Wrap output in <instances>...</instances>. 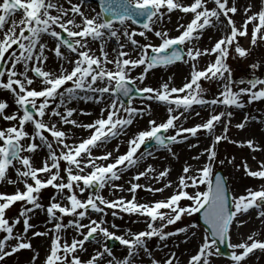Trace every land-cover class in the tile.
Masks as SVG:
<instances>
[{
	"label": "snow or ice",
	"instance_id": "snow-or-ice-1",
	"mask_svg": "<svg viewBox=\"0 0 264 264\" xmlns=\"http://www.w3.org/2000/svg\"><path fill=\"white\" fill-rule=\"evenodd\" d=\"M67 3L70 5L68 8L59 3V0H0V89L11 94L16 106L14 111L8 112L6 111L9 108L8 102L0 99V119L14 122L10 123V126L0 128V182L22 184L24 188L21 191L17 187L13 194L0 193V232L5 234L0 238V261L20 250L31 249L33 255L30 264H35L39 253L32 248L31 238L47 237L51 232L53 235L50 251L43 264H101L105 254L111 257L107 264H136V258L141 251L148 255L151 264H160L151 258L147 241L153 237L165 241L168 237L180 233H184L187 239L189 229L197 227L195 224L177 228L175 231L165 232L164 229L180 220L182 215L192 216L202 212L207 228L204 230L198 251L191 255L187 264H210V257L220 255L218 242L223 244L230 241L234 221L236 228L246 223L238 220V215L248 213L249 209L254 208L257 219L264 217V186L259 190L247 188L245 194L230 197L227 178L219 174L213 177L212 170L217 156L215 147L222 140H228L238 147L246 146L252 152L261 151L259 144L254 140L232 141L229 140L227 133L234 115L229 109H244L246 104L264 100V79L247 81L241 79L236 82L226 60L230 47H233L234 53L240 58L247 56L248 51L241 46L238 37L248 35L249 24L252 25L251 45L255 46L258 39L264 41V0H260L259 11L250 15L248 13L253 7L251 2L243 7L245 19L239 27L233 18L238 12L236 0H231V4L229 0H191L188 4L182 3L181 0H100L101 10L95 15H87L82 10L87 7L86 0H78L76 3L67 0ZM208 3H212L213 7L209 8ZM174 11L190 13L192 18L187 25L178 22L175 30L179 35L173 37L163 25L165 17L170 22L169 14ZM137 17L143 18L139 25L141 30L130 31L127 22L136 24ZM114 22H118L120 28L115 27ZM206 29L220 31L223 35L211 48L201 49L197 44ZM147 33L158 38L159 43H151ZM45 35L55 41L54 47L49 50L59 62L58 70L44 69V63L48 60V56L45 55L48 45L42 39ZM137 36L142 37L145 43H140L135 38ZM121 37L124 38L123 43ZM110 40H114L117 45L113 49L116 55L111 59L106 51V45ZM94 42H99V55L89 47ZM186 44L188 47L185 51L183 46ZM13 46L19 49L18 53ZM126 46H130L129 51L124 50ZM62 48L66 52H62ZM67 53L75 55L72 57ZM212 54H215L214 62L203 70H197L195 63L197 59ZM189 61H192L190 79L186 78V82L179 88H170L167 82L159 89L137 85V81L143 84L146 74L152 69H166L177 62ZM65 64H70L71 68H66ZM107 65L115 67L110 69ZM140 66H143L140 74L132 77L130 73ZM249 67L255 70L259 64L253 63ZM168 79L170 81L172 77L169 76ZM202 79L217 82L219 92L215 98L205 99L207 90L200 83ZM34 81H39V88L32 87ZM69 82L70 86H66ZM235 83L246 86L234 90ZM133 93L145 100H155L167 105V118L162 122L148 119V127L145 130L133 133L124 141L127 145L126 152L113 156V152L119 153L117 144L113 151L93 156L94 148H103L112 139L127 135V128L133 124L136 117H143L146 113L151 115L152 109L148 105L143 108L132 106ZM245 96L246 102L243 99ZM121 97H126L127 103ZM72 100L102 104L99 117L86 124L72 119L73 114L78 112V109L68 107ZM193 105H207L213 109L212 114L203 123L192 127L185 128L182 123H176L181 117L185 120L188 118L185 113H191ZM221 106L223 110L215 112V108ZM121 112L124 115H121ZM80 114L91 115L82 111ZM195 114L200 115L199 112ZM46 115L49 120L57 117L58 121L48 123L44 119ZM250 121L264 124V117L257 118L245 113L242 121L235 127L243 130ZM57 123L70 124L90 132L87 138L78 144H69L65 142L69 138V133L58 128ZM26 124L32 126L31 133L25 130ZM218 124L223 125V130L221 134L216 135L215 129ZM170 129L174 134H168ZM201 131L213 135L214 139L208 148L192 159L198 161L200 156L206 153L208 162L196 170L185 164L183 174L178 179L177 191L170 197L152 203L137 201V189L143 188L154 195L172 186L170 181H166L162 188L146 187L132 182L138 181L141 177L159 182L161 178L167 177L170 171L168 168L154 176L151 175L156 173L151 164L128 181L130 186L127 191L132 193L130 200L123 197L108 200L101 195L100 190L105 187L118 191L125 190L122 185L114 183L121 179V173L153 155L152 151L141 152L142 146L154 143L156 150L164 149L175 158L172 145L184 143L189 136L196 137ZM45 133L50 134L51 140ZM197 146L189 145L190 148ZM41 148L47 149V158L42 161L41 167H36L33 163V154ZM252 158L255 160V156ZM234 159V157L229 159L228 163L231 164ZM60 161L66 162L67 166L63 171L66 173L67 182L60 174ZM96 161L108 163L97 164ZM220 164H224V160H220ZM242 164L246 175L264 179V161L260 162L259 170L256 171L250 170L246 161H242ZM239 167L237 165V169ZM10 168L15 172V179L8 176ZM86 168L90 171L85 174ZM41 173H46L47 178H39ZM29 180L32 182L29 183ZM199 185H206V190L193 193L185 190L198 188ZM48 186L56 191L48 198L49 203L45 206L39 202L40 193ZM77 190L80 194L86 190L95 191H89L88 196L82 200L78 198ZM181 199L191 201V205L181 206L179 204ZM17 201L23 202L18 214L7 217L6 210ZM105 208L119 209L123 213L146 217V229L137 232L126 229L123 235H116L109 231L108 227L103 226L107 223L104 219ZM37 209L46 214V223L54 226L46 228L43 232L32 231L29 237V230L38 227L37 224L30 223L32 219L30 214H34ZM161 209L168 211H160ZM89 210L101 213L100 219L88 217L89 222L82 223ZM117 215V211L112 212L113 217ZM65 216L72 219L64 223ZM157 220L161 222L159 226H156ZM17 224H22V230L14 234ZM111 227L115 229L117 225L112 224ZM69 228L82 238L73 237L70 243L67 240L61 243V233ZM191 235L195 236L196 233L193 231ZM256 235L257 233L253 232L247 237V241L228 243V247L233 249L229 257L233 264H242L254 250L264 252V241L254 239ZM105 239L115 240L126 246L127 255L117 259L104 243ZM8 241L15 243L7 244ZM86 242L95 243L98 249L89 259L82 260L79 253L87 251L84 247ZM6 247L10 250H6ZM237 249L241 251L237 252ZM174 260L175 253H172L163 264H174Z\"/></svg>",
	"mask_w": 264,
	"mask_h": 264
},
{
	"label": "rangeland",
	"instance_id": "rangeland-1",
	"mask_svg": "<svg viewBox=\"0 0 264 264\" xmlns=\"http://www.w3.org/2000/svg\"><path fill=\"white\" fill-rule=\"evenodd\" d=\"M73 2L76 3V2H78V0H74ZM59 3L63 4L65 7V1L64 0H59ZM84 9H86V11L88 12V13H86L87 15H95V13L97 12V11H92V9H94V8L88 3H87V7ZM84 9H82V10H84ZM257 11H259V8L257 9ZM244 19H245L244 14H240L238 27L243 23ZM77 20L79 21V19H77ZM128 28L131 29L130 27H128ZM210 33L211 32H209L208 34H210ZM176 35H177V33H172L171 36L174 37ZM150 36H151V38L149 39V41L151 43H153V44L159 43L158 38H156L153 35H150ZM250 36H251V34L248 30L247 36L242 37L241 39H238L241 46L245 47L248 51V54L246 57L240 58L237 54L234 53L233 47H230V49H229L227 64L229 65V67L232 71L233 80L236 82L239 81V80H237V77L240 76V74L245 77V81H247L249 79H253V77H255V75H256L255 71L257 69H255V70L251 69L250 70V67H249V65H251L253 63L259 64L258 68L260 69L259 70L260 73L258 71V77H259L258 79H262V76H263L264 62H262V58H264V41H260L258 39L257 44L255 46H253L250 43ZM210 37H211V39H210ZM210 37L207 39V44L205 43V48H211L212 45L214 44V42L216 41V39L219 38L220 36L212 37V35H210ZM258 37H259V34H258ZM137 38L139 39L140 37L137 36ZM42 39L48 45V56H49V58L55 59L57 61V59L54 56V53L49 50V49L54 47L55 41L52 40L47 35H45ZM138 41H140V43H145L144 39H142V38H140ZM89 47L92 50L94 49L93 52L96 55H99V51H98L99 42L91 43L89 45ZM127 47H130V46H127ZM13 49L16 50L17 53L19 52V49L16 46H13ZM61 51L66 52V50H64V49H61ZM109 51H110V52H108L109 57L112 58L113 50L111 47H109ZM67 54L69 56H72V57H74V55H75V54H69V53H67ZM115 55H116V53H115ZM6 57H7V54H6ZM133 58H135V57L133 56ZM211 59H212V61H211ZM214 60H213V58L209 57L208 60L205 62L206 64L201 65L200 67H198V69H203L207 64L213 63ZM48 62L49 61L47 60L44 63V69L45 70L49 69V67H47ZM241 62L244 64V66L243 65L240 66ZM107 67L110 69H113V67H110V66H107ZM142 67L143 66L137 67L136 70H138V74L133 75V73L131 72L130 75L131 76H138L140 74V72L142 71ZM70 68L71 67H69V69ZM53 69L56 70L55 67H53ZM186 69L188 71V69H189L188 64L186 65ZM171 71L173 72V71H178V70H176L175 67H170V68L168 67L166 69H160L157 71H151V72L149 71L146 74V77H145V80L143 81V84H140V82L137 81V85L140 87L151 86L153 88L159 89L160 88L159 86L162 85L163 83L170 82L168 78H169V76L172 77V74H170ZM153 72H154V75L151 74ZM29 75L31 76V73H29ZM202 83H203L202 87H204L207 90L206 95H205V99L215 98V96L219 92V88L217 87V82L214 80L213 81L205 80ZM180 84L178 82L175 85L169 84V86L170 87H178V86H180ZM66 86H70V82ZM244 86H246V85L235 83L233 85V88H234V90H238L240 87H244ZM32 87L39 88V81H37V82L34 81V84L32 85ZM2 93L5 94V98L0 97V99L6 100L9 104H11V106H15L13 103V98L10 95V93L6 90H0V96L2 95ZM81 95H83V94H81ZM243 99L245 100V102L247 101L246 96L243 97ZM156 103L157 102L155 100L148 101V102L143 101V103L138 102L136 104H133L132 106L137 107V108H143L145 105H148L151 107V109H154V108H156V105H158ZM88 104L92 105L95 103H93L92 101L86 102L84 100H72L71 103L68 104V107L69 108H76L79 110V112H76L77 114L76 113L73 114L72 119L78 120L80 116H83L82 114H80V112L84 111V107H80V106L81 105L86 106ZM95 105H98V104H95ZM15 108L16 107H14L13 110H10L11 108L9 107V109L7 111L8 112L14 111ZM208 108H209V106H208ZM198 109H200V108H196L193 111L198 110ZM230 110H234V109H230ZM61 111H63V109H61ZM232 112L234 115L232 117L231 123L229 125V130L227 133L229 140L246 141L248 139H252L256 143H258L260 148H261V151L252 152L246 146L238 147L234 143H229L228 140H222L221 142L216 144L215 150L217 152V156H216L215 162L213 163V169L212 170L213 171H216V169L224 170L225 176L228 180L229 187L231 189L232 196H239V195L245 194V189H247V188H251L253 190H259L261 188V186H264V179L253 178V177L246 175L244 172L243 164H242V161H246L250 170L256 171V170H259L260 162L264 161V144H262L264 142V134H261V136H258V138L256 136H254V129L255 128H256L258 133H259V131H262L264 133V124L257 123L256 121H250L243 130L237 129L235 127V125L242 121L245 113H247L251 116H256L257 118L264 117V100L254 101L251 104H246V107L242 111H240V110L235 111L234 110ZM164 114L165 115H163L162 117H159V116L156 117L152 113H151V115H148L146 113L143 117H136L134 120L140 118L144 123L143 126H141L140 128H137V129H132V127L127 129V135L124 138L121 137V140L117 139L114 142L115 139H112L109 142L111 144L107 143L104 146L105 148H108L109 150L104 149V148H94L93 151H95L96 154H98V155H102L107 151H110V150L113 151L115 146L117 144H119V153L113 152V156L126 152L127 145L124 143V141H126L133 133H136L140 130H145L148 127V124H147L148 119H150V118L155 119L157 122L164 121L167 118L165 110H164ZM210 114H212V112L208 113V115L204 119H199V120L198 119L191 120L189 118V115H188L187 116L188 118L186 120L183 117V120L181 119L180 122H178V124L182 123L183 127H185V128L192 127L196 124L203 123L204 121H206V119L209 117ZM99 115H100V112H98V114H96V115H93V117H91L90 120L94 121L96 118L99 117ZM121 115H124L123 112H121ZM44 119L48 123H53V122L58 121L57 117H52L51 120H49V117L47 115L44 117ZM0 121H1V119H0ZM4 122L5 123L3 124V128L10 126V123H14V122H7V121H4ZM71 126L72 127H70V130H73L74 126L73 125H71ZM57 127L60 128L61 130H64L67 132V130H66L67 126L66 125L57 123ZM25 130L29 131V133H30L32 128L29 126H25ZM222 130H223V125L218 124L216 126V129H215V134L216 135L221 134ZM89 132H90V130L88 132L80 135V136H78V134H76L74 132H67V133H69V138L65 142L69 143V144H73V143L78 144L82 139L87 138V136L89 135ZM169 134H174L173 130ZM185 135H187V134H185ZM205 137L208 138L207 146L204 148V149H206L212 144L214 136L208 135L207 133L201 131V132H198L196 137L189 136L188 139L184 143L173 145L172 151L175 153L177 151L178 147H183L185 152H189V154H192L194 156L199 155L201 152H203L204 149L199 151L197 147L190 148L189 145H191L194 142L197 143L200 141V139L205 138ZM49 139L51 140V138H49ZM36 142L39 143V141H36ZM53 146H54V148L56 146V144L54 142H53ZM37 152H44V155L40 154L36 158L33 159L34 166L41 167L42 161L47 158V151H46V149H38ZM57 153H59V151H57ZM160 153H163V152H160ZM160 153L158 152L156 154H153L150 157H146L145 159L141 160L137 166L131 167V168H129L126 171L121 173V179L118 181H115L114 183L122 185L123 188L125 189L124 191H118V190L111 189L110 187H105L104 189L100 190L101 195H103L104 198L108 199V200H116L120 197H123L125 200H130L132 198V193L127 191V189L130 186L128 184V181L131 180V178L133 176H135L139 171L144 170V168L148 164H151L153 166V168L156 169V173H153L151 175L154 176L159 171H162L165 168H168V169H170V171L168 172L167 177L161 178L159 182H157L155 179H152V180L148 179L147 177H142L138 181H132V182L145 185L146 187L150 186L152 188H162V187H164V184L166 183V181H170L172 183V186L168 187V188H164L163 192H156L154 195L151 192L145 191L143 188L137 189L136 199L140 203H152V202H155L157 200H164V199L168 198L175 191H177L179 176L183 174L182 169L185 166V164L189 165V162L186 160L179 159V162L175 163L173 160L174 158L166 150L164 151L163 154H161V156L159 158H156L157 156H159ZM25 154H27V153H25ZM137 155H139V152L137 153ZM201 156L203 158V162L200 163L199 165H195L193 170H196V169L202 167L204 164H206L208 162L206 153L204 155H201ZM253 156H255V160L252 158ZM233 157L235 159L232 161L231 164H229L228 160L233 158ZM111 159L112 158L110 157L109 160H111ZM220 160H224V164H220ZM102 163L106 164V163H108V161H103ZM237 165L240 166L239 169H237ZM53 171H55V170H53ZM88 171H90V169H86L85 174ZM9 174H10V169L8 170V175ZM62 177H64L63 173H62ZM40 178L46 179L47 174L46 175L43 174ZM29 183H31V182L29 181ZM17 187H19L21 191L24 190L22 184L15 185V186L13 185L12 188H10L8 190H4V189H2V186H0V193L13 194ZM185 190L188 191L189 193H193V192L198 191V190L204 191V190H206V185H199L198 188H188ZM55 191L56 190L53 189L52 187L48 190H41L39 202L44 204L45 206H47L49 203L48 198ZM89 191L90 190H86L83 194H80L77 190L78 198H80L82 200L85 199L88 196ZM22 203L23 202L17 203V206L14 207L13 209H11L6 216L7 217H13V216L17 215L19 212V208H20ZM62 203H65V202L62 201ZM189 205H191V201H186L185 207H187ZM101 207H104V206L101 205ZM113 211H115V209L105 208L106 215H104V219L107 221V223L103 226L108 227L109 231L114 232L115 234L116 233L119 234L120 233L119 231L125 230L123 226H124V224H126L128 222H129L130 227L132 228L133 232H137V231L144 229V228L146 229V223H145L146 219L145 220L140 219L139 221L141 224H137V222H136L137 217L126 216V214H120V213H118V215H122V216L113 217L112 216ZM30 215H32V219L30 220V223L37 224L38 227L36 229H30L29 230V233H28L29 237H31L32 231L43 232L46 230V228H52L54 226L53 224L46 223L47 216L44 212H41L39 209H37L34 214H30ZM101 215H102L101 213L91 212V213H88V215L86 217L87 219H83V221L85 222V224H87L89 222L88 217H90L91 219L99 220ZM37 218H39V219H37ZM69 219H72V217L63 218V222L67 223V221ZM237 219L246 221V223L242 224L239 228H236L235 221H234V224H233L234 230H233V232H230V241L232 244H237V243L247 241V237L249 235H251L253 232L257 233V235L254 237V239L264 241V223H262V221H264V217L257 219L256 210L249 209L248 213L238 215ZM112 220H117V223H114ZM112 224H116L117 228H115V229L112 228L111 227ZM159 224H157V226H159ZM190 224H195L197 226L195 214H193L192 216H188L186 214L182 215L181 219L178 220V222H175L174 224L168 225L164 229V231L165 232L175 231L177 228L184 227V226H187ZM132 225H134V226H132ZM20 230H22V224H17L14 228V234L16 231H20ZM84 231H86V230H84ZM193 231L196 233L195 236L191 235V233ZM203 233H204V231L201 230V228L199 226H197L195 229H189V233L187 234V239H186V236L184 233H180L178 235L168 237L165 241H160L159 239L154 240L152 248L155 246H157V247L153 250L152 248H149V246H148L149 249H152V251L149 250L152 254L151 258L156 259L157 261L160 262V264H163V261L165 259H167L172 253H175L174 264H176L177 261H178V264H187L191 255H193L197 252L199 244L202 243ZM3 235H5V234L0 232V238H2ZM52 235L53 234L50 232L47 237L40 236V237L31 238L32 248L35 250H36L37 246H42L44 244V242H45V244H47L45 252H43L42 254L39 253V255L41 254V256H40L41 260L39 262H35V264H41V262L43 263L46 255L50 251V241H51ZM61 235H62L61 243H63L64 240H67L70 243L71 240L73 239V237H76L77 239L81 238V237L77 236L76 232L71 228L66 229L64 232L61 233ZM234 236H237L236 240L233 239ZM185 239H186V242H185ZM41 240H43V243L41 242ZM248 242L251 243V241H248ZM14 243H15V241H8L7 244H14ZM86 246H84V247L86 248ZM87 249H89V248H87ZM97 249H98V245H95V247L91 249L93 255L95 254ZM6 250H10V248L6 247ZM100 250H102V249H100ZM230 250L232 253L233 249L230 248ZM116 251L117 250H113V252H112L113 255L115 254ZM236 251L239 252L241 250L237 249ZM31 252H32L31 249L20 250L11 256L5 257L4 260L0 261V264H29L28 261H30V259L32 257ZM125 254L127 255V252L122 253L123 256ZM79 255H80V258L82 260H87L90 258V255H86V254L85 255L79 254ZM117 256L119 259L123 258L118 254H117ZM108 259H111V258L104 257V259L101 261V264H107ZM209 260H210V264H233V262L230 259H225L221 256L219 257V256L214 255V256L210 257ZM149 263H151V259L148 257V255H146L145 253H143V251H141L139 257L136 258V264H149ZM242 264H264V252L259 251L258 253L247 257L246 260L242 262Z\"/></svg>",
	"mask_w": 264,
	"mask_h": 264
},
{
	"label": "bare ground",
	"instance_id": "bare-ground-1",
	"mask_svg": "<svg viewBox=\"0 0 264 264\" xmlns=\"http://www.w3.org/2000/svg\"><path fill=\"white\" fill-rule=\"evenodd\" d=\"M66 2H67V0H65ZM239 1H242V0H239ZM249 2H251V4L253 5V7H252V9H251V12H249V15L252 13V12H256L257 11V9L260 7V0H244V1H242L239 5H240V7H239V13L240 14H243V11H242V9H243V7L244 6H246ZM85 12L86 13H88L86 10H85ZM177 15V14H176ZM175 15V16H176ZM175 16H172V18H171V22H172V24H173V27L175 28V27H177V24H178V22L180 23V24H184L185 22H186V20H187V18L190 16V15H185V16H183V17H175ZM77 19H78V17H77ZM236 23L237 24H239L238 23V20H236ZM197 46L198 47H200L201 45L198 43L197 44ZM201 48V47H200ZM45 55H47L48 56V48H46V50H45ZM201 60H205V59H203V56H201L200 57V59H199V61H201ZM48 64H47V67H49V69H53V67L55 66V64H56V66H55V68H56V70H58L59 69V62H57L55 59H50L49 58V56H48ZM262 62H264V58H262ZM64 66H66V65H64ZM55 70V69H54ZM185 71H186V67H185V65H181V69H180V71H178V74H174L175 73V71H174V77L172 78V80L173 81H178V80H180V79H182L183 78V76L185 75ZM176 75V76H175ZM162 110V108H160V107H156L155 109H154V111L153 112H151L153 115H156L157 114V112H159V111H161ZM216 110H219V109H216ZM92 112L93 113H97L98 114V108L96 107V106H94V108L92 109ZM91 113V112H90ZM208 113H210V109H208L207 107H203V109H202V111L200 112V115L199 116H197L196 114H195V112H193V117H194V119L196 120V119H203V117L206 115V114H208ZM86 119V118H85ZM143 121H137L136 122V124H135V126H136V128H140L141 126H143ZM132 129H134V127H132ZM82 130H85V129H83L82 128ZM75 132H79V129H75ZM261 134H264L262 131H259V133L257 132V130H256V128L254 129V136H256L257 138H258V136H261ZM122 138H124L125 136H121ZM120 137V138H121ZM207 143H208V138H202V139H200V141L199 142H194V143H192V144H196V145H198L197 146V148H198V150L199 151H201V150H203L206 146H207ZM191 144V145H192ZM262 144H264V142L262 143ZM124 145V144H123ZM40 154H43L44 155V152H36L35 154H33V159L34 158H36L38 155H40ZM175 154H176V156H175V158L173 159L174 160V162L175 163H178L179 162V159H181V160H186V161H188L189 162V165L191 166V168L192 169H194V167H195V165H199L200 163H202L203 162V158H202V156H200V159L198 160V161H196V160H193L192 159V157L194 156V155H192V154H189V152H185L184 151V148L183 147H178L177 148V151L175 152ZM160 156H157L156 158H159ZM180 160V161H181ZM152 180V179H151ZM150 182V181H149ZM37 219H39V218H37ZM233 230H234V227H232V229H231V231L230 232H233ZM236 237L237 236H234L233 237V239L234 240H236ZM231 243V242H230ZM46 247H47V244H45V242H44V244L42 245V246H38L37 247V251L38 252H43V251H45L46 250ZM120 252L122 253V252H124V249L123 248H121V250H120ZM117 252H115V256H117Z\"/></svg>",
	"mask_w": 264,
	"mask_h": 264
},
{
	"label": "water",
	"instance_id": "water-1",
	"mask_svg": "<svg viewBox=\"0 0 264 264\" xmlns=\"http://www.w3.org/2000/svg\"><path fill=\"white\" fill-rule=\"evenodd\" d=\"M97 1L100 3V0H97ZM199 221H200L203 225H205V224H204V221H203L202 212L200 213ZM205 227L207 228V225H205ZM218 243H219V242H218ZM219 245H220L221 248H223V249L225 248V243H223V244H220V243H219Z\"/></svg>",
	"mask_w": 264,
	"mask_h": 264
}]
</instances>
